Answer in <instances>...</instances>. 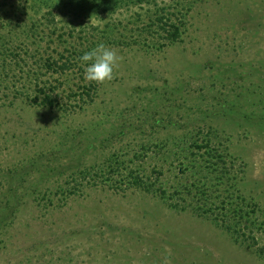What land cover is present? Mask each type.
I'll list each match as a JSON object with an SVG mask.
<instances>
[{"label": "rangeland", "instance_id": "obj_1", "mask_svg": "<svg viewBox=\"0 0 264 264\" xmlns=\"http://www.w3.org/2000/svg\"><path fill=\"white\" fill-rule=\"evenodd\" d=\"M0 33L20 59L0 65V264H264V0H0ZM101 42L121 59L91 102L68 96L74 70L40 77L61 107L33 104L43 57ZM205 140L251 211L242 236L174 191Z\"/></svg>", "mask_w": 264, "mask_h": 264}, {"label": "trees", "instance_id": "obj_2", "mask_svg": "<svg viewBox=\"0 0 264 264\" xmlns=\"http://www.w3.org/2000/svg\"><path fill=\"white\" fill-rule=\"evenodd\" d=\"M136 1L148 2L152 0ZM158 10L159 9L157 8L154 12L147 11L144 14L148 16L149 27L153 24H157L158 28L166 33L165 39L167 40V44L168 42L173 43L179 37V27L175 23L171 22V19L164 17L165 15H167V13L158 14ZM162 10L163 9L160 8L159 12L161 13ZM3 26H5V24H3ZM64 52L66 54H64L63 51L57 52L56 58L52 57L51 55L43 57L42 66H39L38 68L39 71L37 70L35 73L32 72L36 80L33 83V91H35L36 93L34 99L32 100L34 105L46 106L49 108H54L55 106L61 107L57 99V94L54 93L55 86H51V83L47 81L41 82L40 77L43 78L46 74H50L51 77H53V75H63L66 72H73L74 70L80 71V80L82 82H80V84H77L76 88H78L79 91L69 89L68 96H74V98L78 96L77 101L81 103H87L93 100V93L96 88V83L88 82L84 79L83 67L78 64V62H80L79 57L83 54L74 46L64 48ZM12 56H14V64L16 66H20V61H18L19 52H16L15 50L13 51L12 49V37H10L9 34H1L0 65L1 68H3V71L7 69L9 62L12 61ZM193 147V154L194 152H197L195 154L198 155V160L196 158L193 159V174H200L201 177L190 184H184L180 186V189L178 188L174 191H176L178 196H183L181 197L183 201L187 202V200H189L187 203L193 202L190 205L193 211L199 212L200 215H211L215 221H218L221 227L232 231L238 237L242 236L241 233L239 234V230H241L243 226L242 224L250 221L249 217L251 211L245 209L246 207L243 205L244 201L238 194H234L235 196H232V194L229 195L231 188L233 190L232 192H235L236 190L233 189V184L230 182L232 179L229 177H225L227 169L225 167L226 162L222 153H220L219 150L214 149L211 146L209 140H205L200 145L195 144L193 145ZM136 157L139 156L136 155ZM119 168H121V166L119 165L118 159H114L108 164V169L112 175L117 174ZM127 175L128 176L126 177H128V179H125L127 180V186H133L146 191L152 190L153 185L146 182L145 178L147 177L140 174L138 168H130ZM210 178L215 179V182L213 184H208ZM213 187L217 188L212 189ZM194 191H196L194 195L197 198L195 205L194 200L192 201L191 198H188L191 197ZM158 192L161 194L160 196L165 198L164 191ZM171 199V196H169L167 199L170 206L178 207L180 205V203H173ZM182 208H184V205H182Z\"/></svg>", "mask_w": 264, "mask_h": 264}, {"label": "clouds", "instance_id": "obj_3", "mask_svg": "<svg viewBox=\"0 0 264 264\" xmlns=\"http://www.w3.org/2000/svg\"><path fill=\"white\" fill-rule=\"evenodd\" d=\"M121 57L117 51L103 42L84 52L79 57L83 67V77L88 82L103 83L113 79L114 69Z\"/></svg>", "mask_w": 264, "mask_h": 264}]
</instances>
